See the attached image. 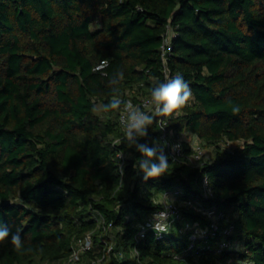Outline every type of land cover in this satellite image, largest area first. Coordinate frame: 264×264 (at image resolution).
<instances>
[{
  "label": "trees",
  "instance_id": "1",
  "mask_svg": "<svg viewBox=\"0 0 264 264\" xmlns=\"http://www.w3.org/2000/svg\"><path fill=\"white\" fill-rule=\"evenodd\" d=\"M117 71L124 78L112 84ZM177 74L192 99L165 118L168 130L213 155L199 166L169 157L164 175L145 180L119 112L99 106L113 95L137 104ZM161 134L154 123L147 142ZM171 190L222 214L231 248L218 251L212 237L193 245L179 224L136 242L137 225ZM0 221L23 240L19 250L0 242V264H55L88 236L81 264H137L134 249L142 264H264V0H0Z\"/></svg>",
  "mask_w": 264,
  "mask_h": 264
},
{
  "label": "clouds",
  "instance_id": "2",
  "mask_svg": "<svg viewBox=\"0 0 264 264\" xmlns=\"http://www.w3.org/2000/svg\"><path fill=\"white\" fill-rule=\"evenodd\" d=\"M108 61H102L98 69L107 66ZM124 78L122 71H117L111 80L112 84H117ZM192 99V90L189 84L180 74L172 78H166L163 82L157 81L150 89V96L146 98L142 106L134 105L132 101L123 100L118 95H113L107 104L99 106L103 112H119L120 124L125 132L126 140L139 153V158L135 160L133 168L143 173L144 179L158 178L164 175L169 168V156L165 148H170L174 153L181 149L179 143L169 144L167 140L147 142L150 127L155 123L160 130L167 127L166 119H155L156 117H170L179 115L181 110ZM94 106L93 111H97ZM233 113L239 111L237 106H233ZM146 142L141 143V140ZM121 171L123 172L122 166ZM167 211L158 212L154 216L153 228L156 232L167 233L170 225ZM15 249L19 250L23 245L20 231L11 232L8 225L0 221V242L9 239Z\"/></svg>",
  "mask_w": 264,
  "mask_h": 264
},
{
  "label": "built area",
  "instance_id": "3",
  "mask_svg": "<svg viewBox=\"0 0 264 264\" xmlns=\"http://www.w3.org/2000/svg\"><path fill=\"white\" fill-rule=\"evenodd\" d=\"M175 36L174 31L171 27L168 28L167 33L164 35L163 45H162V58L164 63L167 60V54L171 50L172 39ZM99 68V67H98ZM146 100L142 99L137 104L132 102L134 105L142 106L143 102ZM159 119H165V117H160ZM122 126V125H121ZM123 129V127H122ZM124 131V130H123ZM162 134L160 136L159 141L163 142L167 140L169 144L179 143L181 145V149L172 152L170 148H165L168 152L169 157L175 162H183L190 163L193 166H199L202 163V160L206 156V152L204 147L202 146L201 141L197 137H193L197 140V143L191 146L192 154L186 155L184 148V136L186 133H175L173 131H169L168 127L161 130ZM125 133V132H124ZM119 158L121 159V166L123 168L125 155L120 153ZM201 192L202 197L205 199L211 198L213 196V190L210 186V181L207 176H204L201 182ZM183 193L179 190H171L167 191L159 199V202L163 205V208L158 212L167 211L168 219L167 223L170 225L169 231L167 233L164 232H156L153 228L154 224V216L156 213H153L147 216L142 222L137 225V232L135 235V241L139 242L141 239L145 238L149 232H154L158 239H162L166 234H169L172 229H174L175 225L179 224L180 228L178 232L182 235H189V239L192 241V244L204 242L207 238H218L217 242V250L222 251L231 248V242L227 239L228 236L232 233L233 227H228L223 231L220 229L219 222L223 218L222 214H219L214 208H205L199 202H195L192 199H184L181 200ZM190 207L201 214L207 217L210 221L209 226H203L201 223H191L185 222L181 207ZM100 223L104 224L105 220L102 216H99ZM92 247L91 237L88 236L84 245L81 248H76L72 255L65 260H61L55 264H81L82 262V253L86 250H90ZM112 247L109 248L108 252H111ZM133 256L137 259V264H142L139 259V252L134 249ZM103 260H98L92 262V264H100ZM192 264V263H189Z\"/></svg>",
  "mask_w": 264,
  "mask_h": 264
},
{
  "label": "rangeland",
  "instance_id": "4",
  "mask_svg": "<svg viewBox=\"0 0 264 264\" xmlns=\"http://www.w3.org/2000/svg\"><path fill=\"white\" fill-rule=\"evenodd\" d=\"M185 144L187 145V147L189 146H193L197 143V140H195L194 138H191V136H189L187 133L186 135L184 136L183 138ZM205 152H206V156H205V159H209V158H212V155H213V151L212 149L210 148H204ZM236 243H234L233 245V248H236Z\"/></svg>",
  "mask_w": 264,
  "mask_h": 264
},
{
  "label": "water",
  "instance_id": "5",
  "mask_svg": "<svg viewBox=\"0 0 264 264\" xmlns=\"http://www.w3.org/2000/svg\"><path fill=\"white\" fill-rule=\"evenodd\" d=\"M10 204H11L10 201H3L1 205L5 207V206H10Z\"/></svg>",
  "mask_w": 264,
  "mask_h": 264
}]
</instances>
